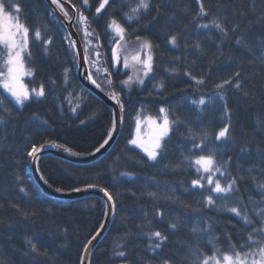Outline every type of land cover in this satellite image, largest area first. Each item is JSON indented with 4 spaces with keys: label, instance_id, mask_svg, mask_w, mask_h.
Wrapping results in <instances>:
<instances>
[{
    "label": "trees",
    "instance_id": "1",
    "mask_svg": "<svg viewBox=\"0 0 264 264\" xmlns=\"http://www.w3.org/2000/svg\"><path fill=\"white\" fill-rule=\"evenodd\" d=\"M64 1L69 3L63 5L70 16H73L72 8H79L88 17L90 30L100 34L99 40L94 36L86 39H91L101 53L99 66L112 74L110 79L113 85H108L105 72L99 79L107 90L118 92L125 105L120 132L104 158L90 165H82L47 156L38 163L40 177L43 175L54 191L61 188L59 193H72L76 192L72 190L74 188L86 189L88 184L94 183L98 185L97 188H107L115 197L111 226L95 248L91 264H128L124 258L112 255L116 244L127 245L131 264H137L138 257H143L142 264H162L164 258H171L175 264H179L177 257L183 253L179 251L177 242H194L189 230L197 219H209L213 223L218 247L226 251V234L232 233L235 243L239 239L237 232L240 223L231 213L206 208L199 213L192 211L197 207L196 202L202 200L200 193L207 195V189L211 186L202 181L205 189L190 188L191 180L197 175L194 168L186 167L187 162L183 161L182 154H187V149L192 147V141L187 138L190 135L187 128L190 127L196 136V143L200 142L203 132L209 133L206 152L215 150L221 162L231 157L226 167L233 175L239 166L262 167L264 131L258 127L257 120L264 121V65L256 57L264 44V18L261 17L264 0H204L213 15L196 23L210 24L219 15L227 18L229 28L239 24L240 30L230 32L227 39L218 29H198L196 23L192 22L199 7L196 0H152L154 6L161 7V13L152 10L143 14L139 23L133 21L130 27L122 17L131 7H135L137 0H110L109 6L102 10L99 17L95 9L100 0H89L90 7L86 10L82 0ZM19 3L23 9L21 19H26L33 28L39 27L45 38L53 37V43L45 54L40 42L30 40L31 56H25L27 67L33 72L26 79V85L31 90L44 84L45 97H33L20 107L0 86V98L4 99L11 113H5L0 107V118L5 121L0 124V264H80V258L84 255L83 245L104 224L107 206L96 197L65 202L47 196L33 177L32 158L28 157L27 152L32 143L54 142L80 153L75 156H89L94 152V146L98 147L102 138H106L105 133L114 115L102 100L82 85L78 76L76 50L70 48L68 40L64 39L69 34L47 1L19 0ZM253 3L257 5L255 13L250 11ZM113 17L126 27L128 41H135L139 35L153 44L154 73L142 89L129 92L121 86L120 82L128 72L122 63L118 66L113 64V44L109 42L112 34L110 31L105 33V27ZM75 28L85 48L87 42L76 22ZM173 34H179L178 47L169 43V37ZM238 37L243 41L240 45L236 44ZM197 43L201 49L195 48ZM247 46L254 49L253 53L245 51ZM92 58L89 56L88 67L93 78L97 79L99 72ZM250 60L255 62L249 63ZM171 68L177 70L175 74L165 71ZM65 69L68 70L67 80ZM238 70L246 81L244 91L250 93L247 98L231 85L220 90L215 87ZM186 72L203 78L205 83L197 84L191 76L185 75ZM161 82L165 84L162 95L155 88ZM102 91L109 94L104 89ZM219 93L224 95L231 109L230 121L224 116ZM201 96L208 101L205 106L191 103ZM161 107L170 109L185 123L174 134L170 133L165 158L153 164L147 161L141 150L128 145V140L135 131L139 114L159 116ZM73 108L76 109L75 113L71 111ZM81 120L86 123L81 124ZM228 122L232 125L231 138L225 143L214 141V134L223 123ZM244 147L249 148L250 152H242ZM177 164L181 167L174 170ZM215 178L224 183V177L219 173ZM241 187L245 195L253 191L251 184ZM148 193H156L157 196L153 198ZM168 196L173 197L175 202L165 198ZM158 209L165 212V221L179 216L185 221L184 225L173 234L174 230H169L165 223L155 218ZM145 212L148 213L147 218L144 217ZM147 220H152L150 226ZM142 224L145 225L143 231L160 230L169 235L162 250L158 249L155 253L147 251L145 245L148 240L137 228ZM129 231L131 237L126 236ZM28 240L47 255L26 256ZM211 248V244L207 245V249ZM208 255L212 253L208 252Z\"/></svg>",
    "mask_w": 264,
    "mask_h": 264
},
{
    "label": "snow or ice",
    "instance_id": "2",
    "mask_svg": "<svg viewBox=\"0 0 264 264\" xmlns=\"http://www.w3.org/2000/svg\"><path fill=\"white\" fill-rule=\"evenodd\" d=\"M110 0H100L98 7L95 11L97 17L100 16L102 10L109 6ZM51 3L56 5L59 11L63 14L65 18L69 21L75 19L76 23L80 26L81 31L85 37L94 36L99 40L100 34L94 30H90V23L87 16L84 15V12L77 8L78 16L72 17L69 15L68 11L65 10L61 0H51ZM196 3L199 5L196 15L193 17L194 23L198 22L201 19L207 18L210 15H213L211 10L205 6L204 0H196ZM85 10L87 7H90L89 0H82ZM73 7H76L73 5ZM256 3H253L250 7V11H256ZM155 10L158 14L161 13V7H156L153 5L152 0H137L135 7H131L129 12L123 14L122 19L126 24L131 26V22L135 21L139 23L143 14L149 13L150 11ZM22 6L19 3V0H0V45H3V68L0 69V80H2L3 89L10 94V96L15 101L16 105L23 107L26 101H29L33 97L40 99L46 96L45 86L41 84L39 88H29L22 82V77L32 76V70H25V56H31L29 50V43L31 42H40V45H43L44 53L49 52V45L53 43V37L45 36L42 34V31L39 27H31L27 24L26 19H21ZM219 12V7L217 8ZM243 15V13H241ZM261 17L264 18V10L261 12ZM198 29H218L219 32L223 35L225 39L229 36V33H235L240 30L239 24H234L231 28L228 27V22L226 17H221L216 15L212 19L211 23H196ZM187 27V26H185ZM112 34V39L109 41L114 46L111 49V58L114 65H119L121 63L120 50L127 43V29L121 24L117 19L110 18V21L105 27V33ZM64 39L68 40L70 48L73 50L76 49V41L71 40L70 37H65ZM179 34H173L169 37V43L173 46L178 47ZM136 41L140 44L141 51L145 52L144 58H141L140 54L132 56V61L136 66V75L128 76V78L120 83L124 88L129 91L132 90L133 85L143 86L145 84V78H148L150 74L154 73V59L152 55L153 44L148 39H142L139 35L136 36ZM243 41L241 38L236 39V44L240 45ZM87 45H91V41H87ZM39 46V45H38ZM102 47V45H98ZM219 45L217 48L219 49ZM196 49H201L199 43L195 44ZM261 53L256 57V60H259L261 65H264V44L261 45ZM245 51L249 54L253 53L254 49L251 46L245 47ZM89 47H85V56L84 62L89 63ZM75 55L79 57V52H75ZM94 55L97 57V60L92 62L94 65L99 64V57L101 53L95 51ZM254 60H250L249 63H254ZM214 63V61H213ZM123 66L128 68L129 62L128 58L125 57L123 61ZM96 71L99 72L100 68L97 67ZM106 73V81L109 86L113 85V81L110 79L111 73L107 69H104ZM165 71L172 74L176 73L175 68L165 69ZM67 72L65 69V79L67 80ZM142 73V75H141ZM87 79L95 85L97 88H100V84L97 83V80L93 78L92 72H87ZM185 75L191 76V73L186 72ZM191 79L196 80L197 84L203 85L205 80L203 78H197L191 76ZM246 81L242 79L241 71H235L231 77L223 80L221 83L215 85L216 89H224L226 85H231L235 90L242 92V94L247 98L250 93L244 91V83ZM55 83V81H53ZM155 88L162 95V90L165 88L164 82H161L155 85ZM103 90V89H101ZM109 98L115 102L119 107V114H114L113 119L111 120V126L108 128L105 133L106 138H102V142L99 143V146H94V152L89 153L94 155L101 152L112 140L113 134L117 129V121H122L123 113L125 111V105L121 95L116 91H111ZM151 95V93H149ZM219 99L223 101L222 110L224 116L227 117L230 121L231 109L228 108L227 101L222 93H219ZM197 106H205L208 101L205 97L201 96L198 100H193L191 102ZM0 107H3L5 113H10V109L5 106L4 99L0 98ZM72 112H76V109L73 108ZM203 111V109H201ZM170 116L172 117L170 119ZM5 121L3 118H0V124H3ZM147 122L151 127L152 131L149 134L148 138L145 139L141 135V120L137 119L135 121V131L132 134L131 138L128 140V145L133 146L136 149H140L143 154L146 156L147 161L157 164L162 161L167 153L168 141L170 140V133L178 131L181 124L185 122L177 115H174L170 109L161 107L159 109V116L153 118L151 116L147 117ZM46 123V121L44 122ZM81 124L86 123V121L81 120ZM257 125L261 131H264V121L257 120ZM175 126V127H174ZM231 129L232 125L230 122L223 123V126L219 128L218 132L214 134V141H220L221 143L227 142L231 138ZM188 133L190 134L187 138L192 141V147L187 149V154H182L183 161H186L187 168H194L197 178L192 179L190 182V188L205 189L206 182L208 186H211L207 189L208 194L204 195L203 192L200 193L202 196L201 201H197V207L193 208L192 211L199 213L202 209L215 210L217 212H227L233 214L237 221L240 223V228L237 232L238 240L234 243L232 233L226 234V239L228 241V249L221 250L218 247L217 236L215 233V228L213 223L209 219H197V222L194 226L190 228V234L193 237V243L187 241H178L179 251L183 253L178 255L177 259L179 264H264V154L261 156V165L262 167L257 169L255 166L249 168H243L239 166L235 175L226 167L231 162V157H228L226 161H220L217 157V152L215 150L205 149L208 147L207 141L209 137L208 132H203L200 136V142L196 143V136L192 134V129L187 128ZM45 147H56L62 148L65 152H69L72 155H80V153L73 152L71 148L66 147L65 145L55 144L50 142L48 144L32 143L30 150L27 152L28 157L32 158L33 162H36L40 159V153ZM242 152H250V149L244 147L241 149ZM198 153V154H196ZM194 155V159H193ZM181 165L177 164L174 166V170H179ZM216 173H219L221 177H224V183L221 182L219 178H215ZM206 174V175H205ZM124 175L133 176L134 173H125ZM41 179L45 184H49V181L41 176ZM251 184L253 186V191H249L247 195L242 191L241 185L247 186ZM97 184H88L87 188H97ZM57 192L62 191L61 188L55 189ZM73 191L80 192L81 188H74ZM99 190L107 197V200L110 202L107 205L109 211L114 214L115 211V197L111 192L105 187H99ZM186 191L188 189H185ZM24 191V189H21ZM215 194V196L213 195ZM135 196V193H132ZM149 196L156 198V193H148ZM258 197V198H257ZM168 200H173V197H165ZM189 207L188 205H184ZM107 214V213H106ZM25 217L27 214L25 213ZM144 217H148V213H144ZM165 212L163 210H157L155 213V218L165 223L166 227L169 230L179 231V229L184 225L185 221L182 220L179 216L174 219L165 221ZM152 220H147V225L150 226ZM104 225L100 226V230L95 232V235H92L90 239L87 240V243L83 245V252L85 255H82L80 258V264H91L88 256L90 248L93 246V241H95L104 229ZM145 225H137V228L141 230L142 235L147 238L148 243L145 245L147 251L155 253L158 249L162 250L163 246L169 240V235L165 234L160 230L153 231H143ZM126 236L131 237L132 233L129 231L126 233ZM29 246L28 251L24 254L27 255H47V253H41L37 248L36 244L31 240L27 241ZM211 244L212 248L207 249V245ZM126 244H116L115 248L112 251V255L115 257L124 258L128 261V264H131L129 257L130 253L126 250ZM207 249V251H205ZM208 252H211L212 255H208ZM143 257L137 258V264H142ZM162 264H175L171 258H164Z\"/></svg>",
    "mask_w": 264,
    "mask_h": 264
},
{
    "label": "water",
    "instance_id": "3",
    "mask_svg": "<svg viewBox=\"0 0 264 264\" xmlns=\"http://www.w3.org/2000/svg\"><path fill=\"white\" fill-rule=\"evenodd\" d=\"M46 1L49 4V6L54 10V12L59 17V19L63 22V24H64V26H65L68 34H69L70 39L76 41V49L75 50H76V52H79L78 76H79V79L81 80L82 85L85 88H87L89 91H91L96 97H98L100 100H102L110 108L113 115L119 114L118 105H116L115 102L109 98V95L107 93H105L104 91H102L100 88H97L95 85H93L87 79L86 74H87V72H89V67H88V63L84 62L85 49H84V45L82 43V40L80 38V35L75 28V22H76L75 19H73L72 21H69L67 18H65L63 16V14L59 11V9L56 7V5L51 3V0H46ZM61 3L69 4V3L65 2L64 0H61ZM72 10H73V16L72 17H76L77 16L76 9L72 8ZM121 126H122V121L118 120L117 121V129H116V132L113 134L112 140H110L109 144L104 149H102L101 152H99V153H96L94 155L85 156V157H80V156H75V155H72L71 153L65 152L62 148L45 147L42 150V152L40 153V159L43 157H47V156H54V157L66 159L68 161H71V162H74L77 164H82V165L93 164V163L101 160L102 158H104L108 154V152L112 148L114 142L116 141V138L118 137ZM40 159L36 162H33V161L31 162V172L33 174V177H34L37 185L47 196L52 197L56 200L65 201V202L74 201V200H78V199H82V198H86V197H96V198L101 199L106 204V206L110 204V202L107 200V197L104 196V194L99 190V188H86V189H82V191H80V192H72V193H59V192L54 191L53 189L48 187L40 177V173L38 170V163H39ZM113 216H114V214L111 211H109V209L107 208V216H106L105 222L103 224L105 227L102 230L101 235L95 241H93V246L90 248L89 253L86 254L88 256L89 260L91 259V256H92L95 248L97 247V245L103 240V238L107 234V232L111 226ZM84 255H85V253H84ZM86 264H87V262H86Z\"/></svg>",
    "mask_w": 264,
    "mask_h": 264
},
{
    "label": "rangeland",
    "instance_id": "4",
    "mask_svg": "<svg viewBox=\"0 0 264 264\" xmlns=\"http://www.w3.org/2000/svg\"><path fill=\"white\" fill-rule=\"evenodd\" d=\"M85 37V36H84ZM142 39H145V38H142ZM91 41V39H86V37H85V42H87V41ZM88 47H89V52H88V54H90L89 56L91 57H93L92 59H93V61H96L97 60V57L94 55V52L95 51H97L96 50V46H95V43L94 42H92L91 41V45L89 46V45H87ZM114 46V45H113ZM137 53H139L140 54V56H141V58H144V56H145V52L144 51H141V49H140V44H139V42L138 41H128L127 40V43L124 45V47L120 50V57H121V63H122V65H123V61H124V58L125 57H127L128 58V62H129V67L128 68H125L124 66H123V68L128 72V74H127V77L124 79V80H126L127 78H128V76H133V77H135V75H136V66L134 65V63H133V61H132V56H134V55H136ZM2 55H3V45H0V57H2ZM152 55H153V59H154V52H153V49H152ZM99 61H100V58H99ZM99 64H101V61H100V63ZM99 64H95V66L96 67H99L100 68V71H99V73H98V78L96 79L97 80V83L98 84H100V87H102L104 90H106V91H108L109 93L111 92L110 90H107V87H105L104 85H102L101 83H102V81L99 79L100 77L99 76H101V74L103 73V72H105L104 71V69L102 68V67H100L99 66ZM25 70L27 71V70H29V68L27 67V65H26V62H25ZM94 66V65H93ZM94 66V67H95ZM95 67V68H96ZM3 68V59L2 58H0V69H2ZM141 75H142V73H141ZM151 76H152V74H150V76L148 77V78H145V83H146V81L149 79V78H151ZM29 77H31V76H27V75H25V76H23L22 77V82L26 85V79L27 78H29ZM102 77V76H101ZM124 80H122V81H124ZM145 85V84H144ZM143 85V86H144ZM0 86L2 87V89H3V86H2V80H0ZM27 86V85H26ZM121 86L124 88V86L121 84ZM143 86H140V85H133V87H132V90L131 91H133V90H136V89H142L143 88ZM126 91H129L128 89H126V88H124ZM6 93H7V91L5 90V89H3ZM131 91H129V92H131ZM7 95L13 100V98L10 96V94L9 93H7ZM14 101V100H13ZM15 102V101H14ZM147 117H149L148 115H144L143 113H140L139 114V116H138V118L137 119H140L141 120V135L145 138V139H147L148 138V136H149V134L151 133V131H152V129H151V127L149 126V124H148V122H147ZM151 117H153V118H157L158 116H151ZM136 119V120H137ZM140 150V149H139Z\"/></svg>",
    "mask_w": 264,
    "mask_h": 264
}]
</instances>
